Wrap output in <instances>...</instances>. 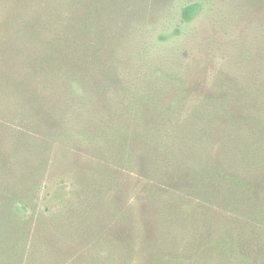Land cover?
I'll list each match as a JSON object with an SVG mask.
<instances>
[{
    "label": "rangeland",
    "instance_id": "rangeland-1",
    "mask_svg": "<svg viewBox=\"0 0 264 264\" xmlns=\"http://www.w3.org/2000/svg\"><path fill=\"white\" fill-rule=\"evenodd\" d=\"M191 4L199 11L185 22L182 11ZM80 17L83 25L74 31L70 26ZM60 34L73 56L101 50L94 71L114 72L131 87L129 97L141 86L166 89L165 99L178 97L184 103L182 122L203 114L217 97L224 100L219 126L232 179L225 186L222 215L205 203L218 200L216 195L198 197L187 188L190 183L176 186L188 190L185 195L150 196L143 193L146 177L137 176L131 185L125 174L124 203L133 219L114 217L109 226L131 236L125 243L129 252L112 253L108 264H264V191L252 193L235 182L264 181V0H0V73L18 81L37 79L32 76L33 58L51 52L53 37ZM43 85L40 81L38 86ZM16 91L0 81V125L32 114ZM20 123L36 131L25 125L26 119ZM17 133L0 139V188L16 178L43 180L48 190L45 200L40 197L41 209L54 211L74 198L77 175L103 154V147L75 141L59 155L54 143L48 154H38L30 150L33 145H19ZM31 214L20 206L8 211L15 219ZM83 244L68 243L71 261L65 264L87 259ZM98 244L96 256L106 247Z\"/></svg>",
    "mask_w": 264,
    "mask_h": 264
},
{
    "label": "trees",
    "instance_id": "trees-1",
    "mask_svg": "<svg viewBox=\"0 0 264 264\" xmlns=\"http://www.w3.org/2000/svg\"><path fill=\"white\" fill-rule=\"evenodd\" d=\"M198 11L197 4L188 5L183 8L182 19L191 22ZM82 23L80 17L70 27L79 31ZM85 27L89 28L88 21ZM65 44L68 46L65 36L55 35L51 52L35 55L32 76L37 79L18 81L11 74L0 73V81L7 87H17L24 109L32 113L0 125V139L18 132L15 139L19 145H33L30 150L43 155L49 153L51 143L59 146V155L62 147L72 141L80 146L103 147V154L77 175V195L61 202L54 211L40 207L48 190L43 180L16 178L0 188V264H65L71 261L69 242H83V247L88 248L84 254L87 259L82 256L78 260L82 264H108L112 253H128L125 243L131 236L109 226L114 217L122 222L133 219L130 206L124 203L128 195L125 174L131 185L137 176L146 177L143 193L150 196L174 191L185 195L188 190L181 192L176 186L190 183L187 188L198 197H205L207 192L216 195L218 200L205 203L221 216L225 186L232 179L219 126L223 98L217 97L204 107L203 114L182 122L184 103L178 97L165 99L166 89L142 86L135 89L138 94L129 97L131 87L114 72L94 71L95 63L101 61V50L92 48L87 57L82 56L81 50L76 57L72 46ZM40 81L43 86H38ZM25 119V125L37 132L22 127L20 121ZM3 162L0 158L2 169ZM235 182L252 193L264 191V181ZM17 206L31 211L30 217L9 218L8 211ZM224 240L222 235L221 241ZM98 242L106 247L96 256ZM217 246L223 247L221 243Z\"/></svg>",
    "mask_w": 264,
    "mask_h": 264
}]
</instances>
